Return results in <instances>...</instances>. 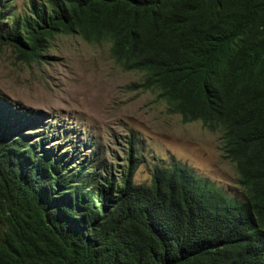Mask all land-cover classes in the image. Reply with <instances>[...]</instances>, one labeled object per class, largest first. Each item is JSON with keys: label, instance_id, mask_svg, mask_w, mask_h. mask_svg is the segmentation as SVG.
I'll list each match as a JSON object with an SVG mask.
<instances>
[{"label": "trees", "instance_id": "1", "mask_svg": "<svg viewBox=\"0 0 264 264\" xmlns=\"http://www.w3.org/2000/svg\"><path fill=\"white\" fill-rule=\"evenodd\" d=\"M1 2L0 42L19 61L40 62L58 34L107 42L168 113L218 131L240 196L177 162L133 183L132 154L118 173L75 171L0 107V264H264V0Z\"/></svg>", "mask_w": 264, "mask_h": 264}, {"label": "rangeland", "instance_id": "2", "mask_svg": "<svg viewBox=\"0 0 264 264\" xmlns=\"http://www.w3.org/2000/svg\"><path fill=\"white\" fill-rule=\"evenodd\" d=\"M27 2L2 0L1 6L18 14ZM43 56L23 63L0 42V107L13 134L61 156L75 171L92 167L86 175L104 176L103 165L118 173L132 154L139 162L133 183H149L155 166L177 162L239 198L237 172L220 149L219 132L168 113L155 91L135 85L141 72L115 63L109 43L58 34Z\"/></svg>", "mask_w": 264, "mask_h": 264}]
</instances>
